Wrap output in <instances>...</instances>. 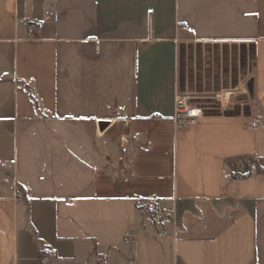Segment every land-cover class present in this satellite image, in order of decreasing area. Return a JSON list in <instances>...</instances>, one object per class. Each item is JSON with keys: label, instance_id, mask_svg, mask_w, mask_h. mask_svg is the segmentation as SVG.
<instances>
[{"label": "crops", "instance_id": "obj_1", "mask_svg": "<svg viewBox=\"0 0 264 264\" xmlns=\"http://www.w3.org/2000/svg\"><path fill=\"white\" fill-rule=\"evenodd\" d=\"M185 35L251 46L252 99L174 120ZM251 156L264 0H0V264H264Z\"/></svg>", "mask_w": 264, "mask_h": 264}, {"label": "rangeland", "instance_id": "obj_2", "mask_svg": "<svg viewBox=\"0 0 264 264\" xmlns=\"http://www.w3.org/2000/svg\"><path fill=\"white\" fill-rule=\"evenodd\" d=\"M253 72L254 55L249 45L227 42L204 44L191 40L186 35L182 37L179 49V91L182 95L191 97L190 102L195 101L201 106L213 108L208 113L217 111V95L241 89ZM244 94L248 95V92ZM241 95L243 94L237 96ZM251 99L236 100L231 108L243 106V102ZM252 105L253 111L256 110L254 102ZM146 204L150 210L145 212L147 218L158 220L164 217L154 202ZM88 261L90 264L101 263L96 254Z\"/></svg>", "mask_w": 264, "mask_h": 264}, {"label": "built area", "instance_id": "obj_3", "mask_svg": "<svg viewBox=\"0 0 264 264\" xmlns=\"http://www.w3.org/2000/svg\"><path fill=\"white\" fill-rule=\"evenodd\" d=\"M180 30L187 31L189 30L188 26H181ZM246 82L243 87L239 90H233L229 92H222L220 95L216 96L219 104L216 107L217 111H225L229 107H231L234 102H236V97L239 94H244L247 91ZM192 99L189 96L182 95L180 91L175 94L174 98V120H181L183 124H192L198 118L202 117L203 115L207 114L210 109L209 107L201 106L200 103L193 101L190 102ZM194 110V112H193ZM40 261L42 263H48V257L45 254L40 256Z\"/></svg>", "mask_w": 264, "mask_h": 264}, {"label": "trees", "instance_id": "obj_4", "mask_svg": "<svg viewBox=\"0 0 264 264\" xmlns=\"http://www.w3.org/2000/svg\"><path fill=\"white\" fill-rule=\"evenodd\" d=\"M19 84L22 87H24L25 89H27L31 101L33 102L35 108L38 110L37 99L33 95V91L31 90V88L28 86V84H23L21 81H19ZM252 173L264 175V167L263 166H260L257 158H255L253 156L250 157V163H249V170H248V172L245 173V174H236L233 177L234 178H243V177H247V176L252 175ZM136 206H137V208L143 209L144 212H149L150 211L148 209V205L146 204V206H145V205L141 204L140 201H136ZM131 234H132V232L130 231L129 232V235L131 236Z\"/></svg>", "mask_w": 264, "mask_h": 264}, {"label": "water", "instance_id": "obj_5", "mask_svg": "<svg viewBox=\"0 0 264 264\" xmlns=\"http://www.w3.org/2000/svg\"><path fill=\"white\" fill-rule=\"evenodd\" d=\"M246 87H247L248 95L243 94L241 96H237L236 100H244V99H249L253 97V91H254V77L253 76H251L247 80Z\"/></svg>", "mask_w": 264, "mask_h": 264}, {"label": "bare ground", "instance_id": "obj_6", "mask_svg": "<svg viewBox=\"0 0 264 264\" xmlns=\"http://www.w3.org/2000/svg\"><path fill=\"white\" fill-rule=\"evenodd\" d=\"M193 112H194V110H193Z\"/></svg>", "mask_w": 264, "mask_h": 264}]
</instances>
